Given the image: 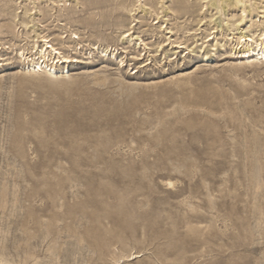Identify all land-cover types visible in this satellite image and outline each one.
<instances>
[{
    "label": "rangeland",
    "instance_id": "rangeland-1",
    "mask_svg": "<svg viewBox=\"0 0 264 264\" xmlns=\"http://www.w3.org/2000/svg\"><path fill=\"white\" fill-rule=\"evenodd\" d=\"M241 1L0 0V264H264Z\"/></svg>",
    "mask_w": 264,
    "mask_h": 264
},
{
    "label": "bare ground",
    "instance_id": "bare-ground-1",
    "mask_svg": "<svg viewBox=\"0 0 264 264\" xmlns=\"http://www.w3.org/2000/svg\"><path fill=\"white\" fill-rule=\"evenodd\" d=\"M214 1V0H213ZM238 3H243V1H241V0H236ZM222 2V1H221ZM65 3V2H64ZM68 3V2H67ZM213 4V3H212ZM214 7H216V6H214ZM223 7V6H222ZM262 35V34H261ZM129 36V34L128 35H126V37H128ZM243 36V35H242ZM251 38V37H250ZM248 39L249 41H252V39ZM74 39H79V37L78 36H76V35H74ZM242 39H244V38H242ZM247 39V38H246ZM262 39H264V34L262 35ZM257 47H258V51H257V53L256 52H254L253 50H250L251 51V55H247L246 57H247V60L248 61H251L252 62V57H259L258 59H262V58H264V44L263 43H260V44H257ZM49 49H50V51H49ZM248 50V49H247ZM41 53L44 55V58H45V60L47 59V60H51V58H52V56L53 55H56V57L55 58H57L58 56V59L56 60V62L57 63H59L60 62V60H62V63H69L70 61H69V59L67 58V57H65V56H61L62 55V53L60 52V51H57V49H54L53 47H50L49 45L47 46V47H45V48H42L41 50ZM249 51V52H250ZM53 53V54H52ZM21 56V55H20ZM25 57H27V56H25ZM29 58V57H28ZM245 58V57H244ZM27 60V59H26ZM25 60V61H26ZM42 63H43V61H42ZM42 63L40 64V63H37V64H33V72L34 73H41V72H43V68L45 69L46 68V71L48 72V74L49 75H52V74H57V72L56 71H54L52 68H50L49 69V66H47V65H42ZM53 66V65H52ZM36 73V74H37Z\"/></svg>",
    "mask_w": 264,
    "mask_h": 264
}]
</instances>
